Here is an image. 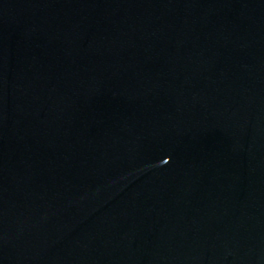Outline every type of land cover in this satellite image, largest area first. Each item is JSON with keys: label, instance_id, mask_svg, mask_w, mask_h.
Instances as JSON below:
<instances>
[{"label": "water", "instance_id": "obj_1", "mask_svg": "<svg viewBox=\"0 0 264 264\" xmlns=\"http://www.w3.org/2000/svg\"><path fill=\"white\" fill-rule=\"evenodd\" d=\"M0 264H264V0H0Z\"/></svg>", "mask_w": 264, "mask_h": 264}]
</instances>
